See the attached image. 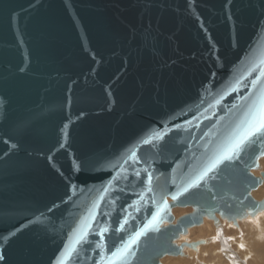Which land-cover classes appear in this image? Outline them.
<instances>
[{
	"label": "water",
	"instance_id": "water-1",
	"mask_svg": "<svg viewBox=\"0 0 264 264\" xmlns=\"http://www.w3.org/2000/svg\"><path fill=\"white\" fill-rule=\"evenodd\" d=\"M262 61L264 0H0V264H161L263 212L264 135L224 159Z\"/></svg>",
	"mask_w": 264,
	"mask_h": 264
},
{
	"label": "rangeland",
	"instance_id": "rangeland-1",
	"mask_svg": "<svg viewBox=\"0 0 264 264\" xmlns=\"http://www.w3.org/2000/svg\"><path fill=\"white\" fill-rule=\"evenodd\" d=\"M263 159L264 157L260 160L258 169L251 171L258 177L261 172H264ZM262 184L260 189L264 190V183ZM190 212L191 208H177L172 211L175 219ZM244 216L237 220L236 225L218 215H216L217 225L212 220L204 218L199 226L188 229L186 234H181L175 241L176 245L182 242L197 241L202 244L194 250L185 247L183 249L184 256H165L160 259V263L264 264V211L257 212L254 216L248 214Z\"/></svg>",
	"mask_w": 264,
	"mask_h": 264
},
{
	"label": "snow or ice",
	"instance_id": "snow-or-ice-1",
	"mask_svg": "<svg viewBox=\"0 0 264 264\" xmlns=\"http://www.w3.org/2000/svg\"><path fill=\"white\" fill-rule=\"evenodd\" d=\"M264 63V61H262ZM235 90V89H234ZM260 110L258 114L252 113V118L255 121V123L251 126L250 130L245 133L244 136L240 138L239 141L236 142L234 147L231 149V156H225L224 159H232L236 156L237 149L242 148L243 144L250 138L254 137L256 135H264V90L261 91L260 97ZM134 155V153H133ZM223 162L222 160H216L214 161L208 168L205 169L203 173L195 181H193L190 184V187H196L198 185L199 180L203 178L204 175L207 174L208 171H211L212 168L215 166V164ZM175 199V197H174ZM84 239L83 233H80L76 236V239L74 240V243H80ZM0 259H3L0 257Z\"/></svg>",
	"mask_w": 264,
	"mask_h": 264
},
{
	"label": "bare ground",
	"instance_id": "bare-ground-1",
	"mask_svg": "<svg viewBox=\"0 0 264 264\" xmlns=\"http://www.w3.org/2000/svg\"><path fill=\"white\" fill-rule=\"evenodd\" d=\"M264 157V156H263ZM262 157V158H263ZM261 158V159H262ZM260 159V160H261ZM260 160H258V164L261 162ZM264 160V159H263ZM262 162H264V161H262ZM252 173V172H251ZM253 174V173H252ZM254 176H256V177H258L257 175H255V174H253ZM262 185L263 184H261V185H259L255 190H253L252 191V193H253V198L255 199V200H257V201H260V200H262L263 198H264V190L263 189H260L261 187H262ZM252 193H251V196H252ZM263 196V197H262ZM262 197V198H261ZM259 198H261V199H259ZM175 209H177V208H175ZM179 209V208H178ZM183 209V208H182ZM177 219V218H176ZM203 220H204V218H203ZM202 220V221H203ZM205 220H207V218L205 219ZM251 222V221H250ZM225 223V222H224ZM180 236V235H179ZM240 246V245H239Z\"/></svg>",
	"mask_w": 264,
	"mask_h": 264
}]
</instances>
